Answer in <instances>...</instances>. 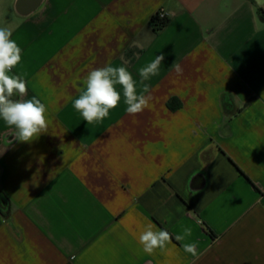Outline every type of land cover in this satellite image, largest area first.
Listing matches in <instances>:
<instances>
[{
	"label": "crops",
	"instance_id": "0c3cea01",
	"mask_svg": "<svg viewBox=\"0 0 264 264\" xmlns=\"http://www.w3.org/2000/svg\"><path fill=\"white\" fill-rule=\"evenodd\" d=\"M259 9L257 0H0V26L22 49L9 74L26 81L23 99L46 105L48 122L21 142L0 119V264H264ZM159 12L169 22L156 33ZM157 55L143 112L127 113L120 85L102 122L73 107L87 74L108 65L126 66L139 94V69ZM149 225L171 237L151 254L138 241ZM193 242L195 256L184 250Z\"/></svg>",
	"mask_w": 264,
	"mask_h": 264
},
{
	"label": "clouds",
	"instance_id": "9594fccd",
	"mask_svg": "<svg viewBox=\"0 0 264 264\" xmlns=\"http://www.w3.org/2000/svg\"><path fill=\"white\" fill-rule=\"evenodd\" d=\"M258 4L264 6L262 0ZM11 25L0 26V119L16 129V140L30 142L40 134L47 132L46 105L38 98L23 99L27 94L26 81L20 75H10L14 67L21 61L22 49L12 37ZM132 46L143 48L142 41H133ZM164 60L163 55H157L153 61L139 69L142 90L137 93L136 81L126 66H105L91 70L84 82V88L78 98L73 101V107L78 111L87 124L102 122L109 116L110 110L116 108L121 100L117 85L123 89L124 103L129 115L135 116L143 112L151 100L150 87L144 81L159 74V67ZM171 67L178 73L183 69L180 64L173 63ZM18 94L21 99H12ZM152 225L143 231L138 241L143 250L151 254L157 248H164L171 237L164 229L152 230ZM191 228L184 230V235H178L177 240L191 236ZM184 250L197 255V244L186 243Z\"/></svg>",
	"mask_w": 264,
	"mask_h": 264
},
{
	"label": "trees",
	"instance_id": "16d2710c",
	"mask_svg": "<svg viewBox=\"0 0 264 264\" xmlns=\"http://www.w3.org/2000/svg\"><path fill=\"white\" fill-rule=\"evenodd\" d=\"M250 1L253 2V0H250ZM258 11L260 15L262 16V18H264V10L259 9ZM168 22H169L168 18L161 19L159 15L157 14L152 18L151 25H152L154 32L157 33L163 30L167 26Z\"/></svg>",
	"mask_w": 264,
	"mask_h": 264
},
{
	"label": "built area",
	"instance_id": "2783aa9c",
	"mask_svg": "<svg viewBox=\"0 0 264 264\" xmlns=\"http://www.w3.org/2000/svg\"><path fill=\"white\" fill-rule=\"evenodd\" d=\"M158 15H159V17H160L161 19L166 18V14L163 13V12H159Z\"/></svg>",
	"mask_w": 264,
	"mask_h": 264
}]
</instances>
